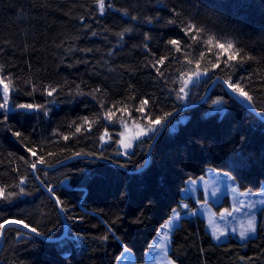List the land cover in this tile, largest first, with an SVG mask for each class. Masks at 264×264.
<instances>
[{"label": "trees", "instance_id": "1", "mask_svg": "<svg viewBox=\"0 0 264 264\" xmlns=\"http://www.w3.org/2000/svg\"><path fill=\"white\" fill-rule=\"evenodd\" d=\"M189 21L206 30L199 46L181 31ZM211 34L254 59L229 68L222 58L178 99L181 72L186 78L196 60L201 68L217 62L218 50L208 52L203 44ZM170 39L181 41V51ZM162 56L168 59L157 65L160 76L151 65ZM0 77L11 81L8 108L0 109V186L18 193L0 200V223L23 220L51 238L9 225L0 264H117L124 248L141 264L172 210L180 208L189 179L214 169L242 190L264 184V120L222 82L174 118L153 145L164 114L202 100L217 78L239 82L264 116V0H105L103 14L95 0H0ZM144 99L146 112L164 119L124 155L117 121L123 116L146 125L136 111ZM22 103L44 107H15ZM124 107L131 117L117 111ZM110 109L116 112L111 122L104 115ZM105 131L111 139L101 141ZM40 156L46 163H38ZM26 161L40 166L32 169ZM21 177L25 183L17 187ZM259 216L255 236L221 242L203 218L185 217L173 231L170 257L178 264H264V207Z\"/></svg>", "mask_w": 264, "mask_h": 264}, {"label": "rangeland", "instance_id": "2", "mask_svg": "<svg viewBox=\"0 0 264 264\" xmlns=\"http://www.w3.org/2000/svg\"><path fill=\"white\" fill-rule=\"evenodd\" d=\"M203 77L205 78V76ZM203 77L201 78L203 79ZM201 78H199L198 82ZM194 85L189 84L186 91L189 92ZM125 121L127 122V128L123 127L122 132L125 135L121 139L127 142L135 136V133L139 129L136 127V123H134L135 120L126 118ZM136 141L132 140L133 146ZM121 149L124 153L125 149L122 145ZM132 149H128L127 151L130 152ZM242 192L246 194L240 195ZM182 195L184 199L181 202L180 208L176 209L172 217L161 226L150 244L145 262L141 264H178L171 259L169 253L173 231L185 217L203 218L213 239L218 242L226 241L231 237L246 240L257 234L260 222L259 212L264 207V184L257 191L242 190L231 175L209 169L203 176L189 179L182 190ZM253 203L255 207L250 208L249 204ZM176 213H179L178 218ZM251 216H255L256 232L250 233L246 239H241L239 236L241 226L247 228V221ZM170 221L171 223L169 224ZM234 229L235 231H233ZM214 231L216 236L220 237L219 239L214 238ZM117 264L140 263L136 262L135 256L132 253L131 261L127 257H120Z\"/></svg>", "mask_w": 264, "mask_h": 264}, {"label": "snow or ice", "instance_id": "3", "mask_svg": "<svg viewBox=\"0 0 264 264\" xmlns=\"http://www.w3.org/2000/svg\"><path fill=\"white\" fill-rule=\"evenodd\" d=\"M95 3L98 5V9L100 11L101 14L104 13L105 11V0H95ZM110 7V5H109ZM175 11V10H173ZM133 19H135V17H133ZM148 22H151V18H148ZM170 24L175 23V21L173 20H169ZM125 31H130V29H126ZM183 35L185 37H190V39L194 42H197L198 46H199V42L201 39V34L205 33V29L201 28V27H197V25L195 23H192L191 21H189L186 26L181 29ZM120 35H123V33H121ZM150 37L147 36V34L145 35V40H149ZM221 39L224 38H217L215 36V34H211L207 36L206 40H203V44L207 45V51L208 52H212L213 48L217 49V53H216V63H211L210 61L208 63H210V67L209 66H204L203 68H201V64H200V60H196L195 62V68L192 69L191 71H189L187 73V76L185 78V74L183 72H181L180 74V80H181V86L179 87V90L177 92V98L178 99H184V97L188 94L186 89L188 88L189 84H196L199 80V78L206 76L210 71L217 69L220 67V61L223 58V64L226 67L232 68V67H236L237 65H242L245 58L247 59H254V57L251 56H242L240 54L241 50L239 48H236L234 42L230 39L226 40V42H221ZM169 45L174 46L175 50L177 52L181 51V41L178 39H170L167 42ZM186 47L191 48L192 45H186ZM145 49H147V44H145ZM205 53L203 51L200 52V57L204 58ZM168 59V57L166 56H162L159 57L156 60L155 64H152L151 66L153 68L156 69V71L159 73L160 76L164 75V72L161 71V69L159 67H157V65L163 66L165 64V61ZM187 59V58H186ZM188 64L191 65L192 64V60L188 59ZM235 62V63H233ZM243 79V78H241ZM11 81L9 80V83ZM9 83H5L4 82V78L0 77V85H2V96H3V100L4 103L0 104V109H7L8 108V98H9ZM224 84H226L227 88L230 89L233 93L238 94L240 97L246 98L248 101H252V96L249 95L248 92H246L244 90V88L241 86V84L239 82L233 83L231 77H229L227 80L223 81ZM56 91V88H52L50 91L47 92V95L51 96L54 92ZM95 91H99V89H96ZM214 104H218L220 103L219 100L213 101ZM148 105V100L144 99L141 101L140 103V107L136 109V111L141 113V118L147 121L146 125H142L136 121H134V123H136V127L139 129V131H137L135 133V136L131 139L128 140L127 142L124 139H120L118 141V143H120L122 145V147L125 149V152L123 153L124 155H128V149H132L133 148V142L132 140H140L141 137L144 136H148L150 133L154 134L157 132L158 130V126H160L162 124V121L164 119V117H167L169 115H171V113H165L164 117H157L155 119H153L151 117L150 114H148L146 112V107ZM15 107L19 108V109H27V110H33V109H40L43 108V105H36V104H31V103H22V104H18L15 105ZM117 111H121L123 113H128L129 117H131V113H129V110L127 107H124L123 109H117ZM105 119L108 120L109 122L113 121V117L116 116V112L112 111L111 109L106 112L105 114ZM7 114H4V119L7 120ZM83 122L85 124L88 125V128H91V123L88 121L87 117L83 118ZM118 123H120L124 128H127V122L124 120L123 116H121V118L117 121ZM76 133H80L82 131L81 126L77 125L76 129H75ZM16 136H20L21 133L16 132L15 133ZM125 134L124 132L120 133V136L123 137ZM111 139L110 134L107 133V131H105V133L103 135H101L100 140L104 141L105 138ZM64 140H68L69 136H63ZM29 153H31L32 156H36L37 153L34 152L31 148L28 149ZM82 153H75V155L79 156ZM21 159H23V157H21ZM26 163H30V166L32 169H36L37 168V162H29L26 161ZM38 163L40 164H44L46 163L45 159L43 156L39 157ZM25 183V180L23 177H21L19 184L17 185V187H19V185H22ZM50 192H52L53 196H55V192L52 189H49ZM233 191H235V189H233ZM24 189L21 187L20 188V193H23ZM246 193L242 192L240 193V195H245ZM18 195V193L16 192H12V191H7V187L6 186H0V200H10L12 197ZM56 203L63 206V202L59 199V197L56 198ZM241 203H243V201H241ZM249 207H255V204H249ZM174 213L176 212L175 209L172 210ZM177 218L179 216V213H176ZM171 223V221L169 222V224ZM11 224H19L22 225L24 228L26 229H30V231L32 233H38V229L36 227H31L29 224H25L23 220H5L4 223H0V235L3 234V230L5 229L6 225H11ZM235 231V229L233 230ZM256 232V223H255V216H251L248 221H247V228H244L243 226H241V231L239 232V236L241 239H246L248 238L250 233H255ZM167 236V234H166ZM213 236L216 239H219V236H216L215 231L213 232ZM102 239H107V237H103ZM121 257H127L129 259V261H131L132 258V253L131 250L128 248H124V250L120 253Z\"/></svg>", "mask_w": 264, "mask_h": 264}, {"label": "water", "instance_id": "4", "mask_svg": "<svg viewBox=\"0 0 264 264\" xmlns=\"http://www.w3.org/2000/svg\"><path fill=\"white\" fill-rule=\"evenodd\" d=\"M223 81H225L224 79H222V78H217V79H215L214 80V82L211 84V86L209 87V89H208V91L206 92V94H205V96L202 98V100H200V101H197V102H194V103H190V104H185V105H183L182 107H180L179 109H177L176 111H174L171 115H169L166 119H165V121L163 122V124H162V126H161V128L159 129V131H158V133H157V135H156V137H155V139H154V142H153V145L155 144V142H156V140H157V138L161 135V133L167 128V126H168V124L174 119V118H176L180 113H182L184 110H186L187 108H189V107H191V106H193V105H196V104H199V103H201V102H203L207 97H208V95L211 93V91H212V89L214 88V86L218 83V82H222L223 83ZM224 84V83H223ZM225 85V87L227 88V86H226V84H224ZM228 89V88H227ZM228 91L232 94V95H234V96H236L237 97V94H235V93H233L230 89H228ZM241 101V100H240ZM248 101V100H247ZM242 102V101H241ZM249 102V105L251 106V109L256 113V114H258L263 120H264V116L262 115V114H260L259 113V111L254 107V105L251 103V101H248ZM246 105V104H245ZM246 106H248V105H246ZM153 145H152V147L150 148V150H149V152H148V157H147V160H146V163H145V165L143 166V167H145L146 165H148V163H149V161H150V155H151V152H152V148H153ZM99 160H102V159H100V158H98ZM102 161H106V160H102ZM107 162H110V161H107ZM110 163H112V162H110ZM114 164V163H113ZM38 166H40V164H37V167ZM142 167V168H143ZM141 168V169H142ZM36 170V169H35ZM34 170V171H35ZM35 176H36V178H37V180H38V182L41 184V186L48 192V193H50L52 196H53V194H52V192H50L49 191V189H51V188H49V187H47L42 181H41V179L37 176V174L35 173ZM54 197V199H55V201H56V196H53ZM59 205V204H58ZM60 207H61V205H59ZM62 217H63V219H64V221H65V223H66V229H65V232H64V235L68 232V222H67V220H66V217H65V214L63 213V211H62ZM12 220H15V219H12ZM11 225H16V226H18V227H20V228H22V229H24V230H26V231H28V232H31L30 231V229H26V228H24L22 225H19V224H11ZM9 225H6L5 226V229L3 230V234L2 235H0V238H1V243H0V254H1V249H2V246H3V244H4V238H5V230H6V228L8 227ZM32 233V232H31ZM39 233V232H38ZM32 234H34V235H37V236H39V237H42V238H45V239H51V238H48V237H46L45 235H42V234H37V233H32ZM53 240V239H52Z\"/></svg>", "mask_w": 264, "mask_h": 264}, {"label": "bare ground", "instance_id": "5", "mask_svg": "<svg viewBox=\"0 0 264 264\" xmlns=\"http://www.w3.org/2000/svg\"><path fill=\"white\" fill-rule=\"evenodd\" d=\"M238 98L245 104H248L249 105V102L247 101L246 98H243V97H240L238 94H237Z\"/></svg>", "mask_w": 264, "mask_h": 264}]
</instances>
